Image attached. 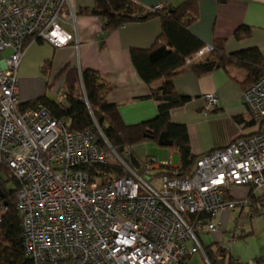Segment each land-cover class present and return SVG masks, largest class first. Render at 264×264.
<instances>
[{
  "label": "built area",
  "instance_id": "obj_1",
  "mask_svg": "<svg viewBox=\"0 0 264 264\" xmlns=\"http://www.w3.org/2000/svg\"><path fill=\"white\" fill-rule=\"evenodd\" d=\"M75 13L69 0H0V165L19 185L15 206L25 256L32 264H178L200 253L210 264L200 234L218 229L216 215L225 208L249 206L247 198L232 197L234 188L264 186V73L241 97L255 132L201 154L184 177L170 160L153 155L136 166L131 146L119 154L102 135L101 144L96 123L75 131L41 102L19 109L25 40L69 44L74 36L64 25L74 26ZM212 49L205 45L185 63ZM54 94L65 101L62 85ZM203 97L207 109L217 107L216 93ZM107 162L123 174L95 170ZM1 214L0 207V221ZM246 217L264 223V212ZM234 233L244 235L240 224ZM248 264H264V255Z\"/></svg>",
  "mask_w": 264,
  "mask_h": 264
},
{
  "label": "crops",
  "instance_id": "obj_2",
  "mask_svg": "<svg viewBox=\"0 0 264 264\" xmlns=\"http://www.w3.org/2000/svg\"><path fill=\"white\" fill-rule=\"evenodd\" d=\"M69 1L76 12L74 26L66 24L64 28L73 34L74 39L60 47L33 39L28 42L17 70L19 103L35 100L42 95L55 99L53 85L63 84L65 67L93 69L109 86L104 94L105 100L117 106L126 124L154 117L157 103L153 94L159 92L163 79H157L151 84L143 82L131 64L129 49L150 47L161 31L160 19L154 17L146 21L130 22L105 34L99 16L78 13L81 7H91L94 0ZM133 1L143 8L181 2ZM242 25L249 26L250 33L236 38L234 31ZM189 30L205 45L213 46L215 40L223 39L227 53L255 46L264 57V0H227L224 3L198 0L196 19L190 24ZM199 60L203 58L193 62ZM48 84H52L51 88L47 87ZM173 84L177 93L189 96L190 99L184 105L172 108L170 118L175 123L185 125L194 155L199 156L223 147L239 135H249L256 131L257 126L241 101L244 89L249 86L244 69L228 66L226 69L217 68L198 75L189 69V64H185L173 77ZM210 92L218 96V105L207 109L203 95ZM251 189L249 186L236 187L231 195L235 199L248 198ZM253 193L255 196L251 201L248 200L249 206L240 209L238 214L243 209L246 215L252 210L264 212V186L254 189ZM225 217L223 212L216 215L217 222L225 226L223 230L200 234L203 246L213 244V249L220 246L234 260L243 264L264 255L262 221L251 223L246 217L236 219L234 227L228 231L223 220ZM237 223L243 228V236L234 233Z\"/></svg>",
  "mask_w": 264,
  "mask_h": 264
},
{
  "label": "trees",
  "instance_id": "obj_3",
  "mask_svg": "<svg viewBox=\"0 0 264 264\" xmlns=\"http://www.w3.org/2000/svg\"><path fill=\"white\" fill-rule=\"evenodd\" d=\"M217 1L224 3L227 0ZM197 2L198 0H181L178 4L169 2L161 8L153 9L143 8L133 0H94L91 7H81L78 10L79 14L99 16L105 34L130 22L146 21L154 17L160 19L161 31L150 47L129 49L131 64L143 82L151 84L157 79H163L161 89L153 94L157 103V113L154 117L139 123L126 124L117 106L105 100L104 94L109 86L99 73L93 69L77 70L71 67L63 69L66 71L62 84L66 93L65 101L60 102L42 95L35 100L19 103V109L26 110L41 102L55 118H66L69 128L75 131H82L96 123L101 132L96 131L101 144L104 145L103 136L119 154L123 153L127 146L132 147L149 140L158 144L160 134L165 133L172 144L164 147L176 149L179 155L177 176L188 175L200 155L192 153L185 125L171 121L170 110L184 105L190 99L189 96L175 91L173 77L185 66L186 57L205 46L204 42L189 30L190 24L196 19ZM249 33L250 27L242 25L234 31V36L240 38ZM31 39L32 37H28L24 45ZM224 42L223 39L215 40L213 49L202 57L203 60L190 63L189 69L200 75L217 68L236 66L246 71L249 85L262 76L264 57L257 47L227 53ZM51 85L48 84L47 87L51 88ZM130 161L136 166L139 163L133 153ZM95 170L114 172L119 176L123 174L122 167L111 162L98 165ZM18 188V182L11 172L0 165V264H32L23 250L20 215L15 206ZM253 192L254 188L248 195L249 201L255 196ZM203 248L210 264H243L234 260L220 246L213 249V244H210ZM178 264H191L190 257L181 259Z\"/></svg>",
  "mask_w": 264,
  "mask_h": 264
},
{
  "label": "rangeland",
  "instance_id": "obj_4",
  "mask_svg": "<svg viewBox=\"0 0 264 264\" xmlns=\"http://www.w3.org/2000/svg\"><path fill=\"white\" fill-rule=\"evenodd\" d=\"M8 54H9V50H6L4 52V55H8ZM53 86H54L53 89L56 90L59 84H56V85L54 84ZM54 98L56 99V96H54ZM132 153L134 154L136 158H138V161H141V159H144L147 156L153 155V156H156L158 160H170V163L172 166L179 165V155L177 151H175L174 149L170 147L160 146L155 141L149 140L144 143H139L135 146H132ZM240 209H242L240 206H236L234 208L227 207L221 211L226 214V217L223 220H224L225 225L228 228V231L234 227L236 219L242 220L243 218L246 217V211L244 209L241 214H238ZM218 223H220V226L218 227L217 230L218 231L223 230V228L225 227L224 224L221 226V222L218 221ZM203 241L204 242L206 241L205 237ZM190 263L191 264H204V260L201 257L200 253H196L192 255V257L190 258Z\"/></svg>",
  "mask_w": 264,
  "mask_h": 264
},
{
  "label": "water",
  "instance_id": "obj_5",
  "mask_svg": "<svg viewBox=\"0 0 264 264\" xmlns=\"http://www.w3.org/2000/svg\"><path fill=\"white\" fill-rule=\"evenodd\" d=\"M158 144L160 146H170L172 144V141L167 139L165 133H161L158 138Z\"/></svg>",
  "mask_w": 264,
  "mask_h": 264
}]
</instances>
